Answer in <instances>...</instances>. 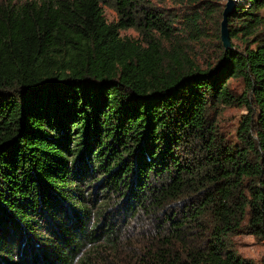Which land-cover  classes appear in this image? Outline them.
Returning a JSON list of instances; mask_svg holds the SVG:
<instances>
[{
  "label": "trees",
  "instance_id": "16d2710c",
  "mask_svg": "<svg viewBox=\"0 0 264 264\" xmlns=\"http://www.w3.org/2000/svg\"><path fill=\"white\" fill-rule=\"evenodd\" d=\"M223 10L0 0V264H264L232 239L264 237V0L229 15L243 46L225 48ZM212 17L222 43L205 65ZM235 101L242 146L214 116Z\"/></svg>",
  "mask_w": 264,
  "mask_h": 264
},
{
  "label": "rangeland",
  "instance_id": "374dc122",
  "mask_svg": "<svg viewBox=\"0 0 264 264\" xmlns=\"http://www.w3.org/2000/svg\"><path fill=\"white\" fill-rule=\"evenodd\" d=\"M228 0H222L224 3V8ZM236 2H243L244 0H235ZM178 9L179 7L176 6ZM105 13L109 19L118 18V14L111 7L105 6ZM220 20L223 18V13L219 15ZM216 18L208 22V33L204 40L203 45H198L196 47L197 61L201 64H207L208 60H215L219 57L221 46L219 39L216 37V23L214 22ZM122 34L139 36L138 31L134 27H128L121 29ZM231 43L234 45L243 46L241 40L233 38ZM230 89L239 96L243 98L245 93L246 82L243 77L232 76L230 78ZM251 100V99H250ZM248 104H242L241 102H232L231 104H221L216 115V121L218 123V129L220 134L226 137L231 142H236L238 146H242L244 142L242 141V135L240 129L242 122L245 119V115L250 112ZM234 246L237 251L244 257L253 259L257 263H263L264 258V237H259L253 233H239L232 236Z\"/></svg>",
  "mask_w": 264,
  "mask_h": 264
},
{
  "label": "water",
  "instance_id": "95a60500",
  "mask_svg": "<svg viewBox=\"0 0 264 264\" xmlns=\"http://www.w3.org/2000/svg\"><path fill=\"white\" fill-rule=\"evenodd\" d=\"M236 5L235 0H228L223 10V18L221 20V37L225 48L231 46L230 31H229V15L233 12Z\"/></svg>",
  "mask_w": 264,
  "mask_h": 264
}]
</instances>
